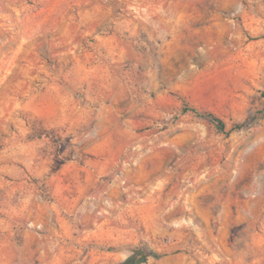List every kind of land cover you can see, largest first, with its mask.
<instances>
[{
    "label": "rangeland",
    "instance_id": "1",
    "mask_svg": "<svg viewBox=\"0 0 264 264\" xmlns=\"http://www.w3.org/2000/svg\"><path fill=\"white\" fill-rule=\"evenodd\" d=\"M138 248L264 264V0H0V264Z\"/></svg>",
    "mask_w": 264,
    "mask_h": 264
},
{
    "label": "trees",
    "instance_id": "2",
    "mask_svg": "<svg viewBox=\"0 0 264 264\" xmlns=\"http://www.w3.org/2000/svg\"><path fill=\"white\" fill-rule=\"evenodd\" d=\"M185 110L186 111H192V112H194L200 116H209L211 118L212 122L217 126L218 129H220V130L226 129L225 121L214 113L201 112L197 108L189 107V106L185 107ZM238 127H242V124L238 125ZM150 255H152L156 258H160L163 256L162 254L156 253L154 251L148 252L144 248H138V249H136V251L134 252L133 255L129 256L125 261H123L121 263H117V264H139L141 262L146 261Z\"/></svg>",
    "mask_w": 264,
    "mask_h": 264
}]
</instances>
